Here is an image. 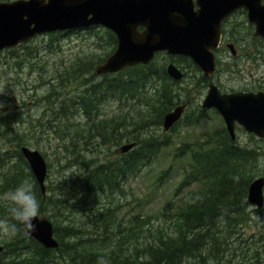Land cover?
Here are the masks:
<instances>
[{
	"label": "trees",
	"instance_id": "obj_1",
	"mask_svg": "<svg viewBox=\"0 0 264 264\" xmlns=\"http://www.w3.org/2000/svg\"><path fill=\"white\" fill-rule=\"evenodd\" d=\"M229 29L228 38L232 42L244 40L250 43V49L255 46L253 50L257 57H264V49H259L264 39L255 38L251 26L246 29L245 36L242 29L236 25ZM104 31L110 40L112 50L104 57L98 58V61L79 63L74 69V73L78 74L75 78L77 79L79 74L91 77L81 82V94H76L73 99L65 102L72 101L77 111L86 117L89 125V129L85 126L86 132L96 136L100 146L110 143L119 145L127 140L130 143L135 142L137 148L128 154H117V159L107 160L88 173L76 188L78 193L76 205H72L66 199L59 203L61 209H66L67 203L80 213H92L95 216V223H99L96 229H101L103 233L99 234L96 242L88 240L87 245L81 236L82 228L61 227L56 216L50 211V207L54 205L52 198L42 195L29 165L20 152L25 143L19 140L14 145L16 157L13 156V151L2 150L5 146L2 141L6 140L4 137L13 131L16 132L14 128L20 122L13 116L0 125V142L4 145L0 144V170H6L2 176L4 180L2 188L12 189L24 180L33 185L41 204L39 215L47 216L50 221L54 219L51 222L60 248L58 251L45 249L27 235L23 226H18L17 234L3 244L4 247L7 246L4 254L2 253L5 255L7 251L5 255L7 260L2 259L3 255L0 256V264H97V259L101 256L108 258L110 264H231L239 258L241 261L239 260L238 264H261L264 257V233L248 235L241 232L244 231L245 225L252 222V213L256 211L251 210L247 198L251 182L257 176L255 168L261 156V149L240 146L236 141H232L224 127L205 135L204 142L184 144L176 150L177 160L190 157L191 161L186 168L182 187L195 185L196 188L182 199L183 204L173 222V232L158 230L152 234V239L148 243L142 244L139 238L132 234L134 232L126 236L120 222L117 226L109 224V221L101 220L102 212H95L101 203L102 195H107L108 192L112 194L122 192L131 178L157 158L163 148H168L172 144L168 135L159 139L152 134L153 130L162 127L164 116L172 111L176 105L175 100L179 97L176 87L181 83L173 81L168 76V63H175L184 68L183 70H190L195 74L194 92L200 94L210 83L189 59H168L164 55L157 56L148 66L129 68L117 75H106L102 81L94 83L95 65L105 62L117 46L115 36L107 30ZM219 66L228 69L220 63ZM69 75L72 76L73 73ZM55 89V86H52V90ZM51 95L46 99L54 96ZM110 100L119 102L120 105L128 102L142 104L146 108H135L129 111L127 116L101 117V110ZM188 102L190 109L193 97L189 94L184 104ZM64 103L59 115L65 116ZM189 109L185 119L186 125L191 123L197 125L208 114L198 106L193 121H189ZM180 124L181 122L172 131ZM13 158L17 161L12 160ZM0 208V212L6 218V206L2 205ZM134 220L137 221L138 218ZM141 222L138 220L131 229H137Z\"/></svg>",
	"mask_w": 264,
	"mask_h": 264
},
{
	"label": "rangeland",
	"instance_id": "obj_2",
	"mask_svg": "<svg viewBox=\"0 0 264 264\" xmlns=\"http://www.w3.org/2000/svg\"><path fill=\"white\" fill-rule=\"evenodd\" d=\"M232 25L242 29L244 36L246 29L250 26L247 15L242 12L236 14L228 26L231 27ZM234 43L237 46L238 57L233 59L231 54L226 52L225 58L227 59L220 61V64L228 67V69L225 70L224 67L219 66V70H222L218 72L213 81L223 93L245 92L247 90L250 92L264 91V57H257L253 50L255 46L250 49V43H244V40ZM109 44L110 40L104 29L96 28L71 32L62 36L57 34L40 36L19 49L0 55V125L13 116H16V120L20 121L16 127L14 125L16 132L13 131L8 137H4L7 141L4 150H10L14 153L16 150L14 145L18 140H21L25 141L24 146L39 150L42 153L48 164L46 193L48 196L46 195V197H54L52 199L54 205L50 207L51 214L56 216L57 220L59 219L58 222L61 227L82 228L81 236L87 245L89 244L88 240L96 242V238L103 231L96 229L99 223H95V216L92 213H80L78 209L72 206L76 205L74 204L78 194L76 188L86 178L87 166L90 163L100 165L106 163L107 160L117 159V154H121L120 149L130 142L125 140L119 145L110 143L106 146H100L96 136L86 132L85 126L89 129L86 117L77 111L72 101H65L73 99L76 94H81V82L91 77V75L79 74L76 79L75 75L78 74L74 73V69L81 61H98V58L104 57L108 51L112 50ZM263 44H257L260 45L259 49H264ZM249 53H253V55H249ZM164 56L169 59L165 54ZM96 67L97 64L95 69ZM185 72L186 78L180 86L176 87L179 97L176 98V105L173 109L178 106V103H185L186 96L189 94L193 97V105L189 109V121H193L198 106L201 107L207 95L208 87L204 88L200 94L194 92L195 74L190 70H185ZM70 73L73 75H69ZM102 79L103 77L95 76L94 83L100 82ZM52 86H55L56 89L52 90ZM50 95L53 97L46 99ZM62 103L65 105L66 117L59 115ZM135 108L145 109L146 107L131 102L120 105L119 102L115 103L110 100L101 110V117L127 116L129 111ZM207 112L206 118L197 125H191L192 123L186 125V113L176 130L169 133H164L163 127L153 130L152 134H155L159 139L168 135L172 141L171 146L163 148L157 158L145 165L138 175L131 178L122 192H115L114 194L108 192V195L100 197L102 198L100 199L101 204L98 205L99 207L96 208L95 212H103L104 217L102 216L101 220L109 221V224L115 226L120 222L124 234L129 236L130 233L134 232L132 234L138 237L142 244L148 243L152 239V234L158 230L163 229L168 233L174 231L172 230L173 222L177 211L183 204L182 199L192 189L196 188L195 185L182 187L186 168L191 161L190 157L177 160L175 157L176 150L184 144L204 142L206 140L205 135L222 127L225 128V123L217 112L214 110ZM236 132V142L240 146L261 149V156L256 163L255 171L258 177H264V142L255 136L253 138L239 126ZM0 144L2 143L0 142ZM13 156L16 157L17 154L14 153ZM13 159L16 160V158ZM84 169L86 170L84 171ZM3 173L4 171L0 170V189L2 192H6L10 189L2 188ZM1 190L0 194H2ZM63 199L72 203L71 206L66 204L67 210L61 209L59 206ZM2 205L5 204L0 202V206ZM98 209H101V212H98ZM251 210L255 209L251 207ZM105 214H108L109 218ZM72 215L74 216L72 217ZM38 216L47 218L44 215ZM1 218L3 219L5 216L0 212ZM135 218L142 222L137 229L132 230L131 227L138 221H135ZM61 222L63 223L61 224ZM241 232H246L248 235L264 233V211H254L252 222L245 225L244 231ZM8 240L9 236L0 232V244L2 243L0 246H4L3 244ZM3 257L5 258L4 255ZM6 260L7 258L4 259V261ZM239 260L240 258L231 264H238L237 262L241 261ZM261 264H264V257L261 259Z\"/></svg>",
	"mask_w": 264,
	"mask_h": 264
},
{
	"label": "water",
	"instance_id": "obj_3",
	"mask_svg": "<svg viewBox=\"0 0 264 264\" xmlns=\"http://www.w3.org/2000/svg\"><path fill=\"white\" fill-rule=\"evenodd\" d=\"M247 12L254 36L264 39L263 0H18L0 5V52L26 44L36 37L103 27L117 38L116 50L96 67V76L118 74L127 68L149 65L157 54L185 57L206 78L217 73L215 50L222 40V25L238 11ZM233 52L234 47L228 46ZM168 76L180 82L183 72L173 63ZM203 110H216L223 118L232 141L237 125L264 139V91L223 93L211 82L202 102ZM186 106L164 116L163 129L169 132L183 117ZM136 144L121 148L122 154ZM22 155L46 197L48 164L43 155L22 147ZM248 203L264 207V178H257L248 192ZM35 231H24L46 249L58 250L54 225L47 218L35 219ZM4 248L0 246V254Z\"/></svg>",
	"mask_w": 264,
	"mask_h": 264
},
{
	"label": "clouds",
	"instance_id": "obj_4",
	"mask_svg": "<svg viewBox=\"0 0 264 264\" xmlns=\"http://www.w3.org/2000/svg\"><path fill=\"white\" fill-rule=\"evenodd\" d=\"M0 202H3L7 209V217L0 219V232L7 236H15L18 226L35 231V219L40 213L41 204L33 185L28 180L0 194ZM97 264H110V260L101 256L98 257Z\"/></svg>",
	"mask_w": 264,
	"mask_h": 264
},
{
	"label": "bare ground",
	"instance_id": "obj_5",
	"mask_svg": "<svg viewBox=\"0 0 264 264\" xmlns=\"http://www.w3.org/2000/svg\"><path fill=\"white\" fill-rule=\"evenodd\" d=\"M0 58H1V57H0ZM10 61H12V60H10ZM1 63H2V62H1ZM9 63H10V62H9ZM5 64H6V63H5ZM9 67H10V66H9ZM18 70H19V69H18ZM10 72H11V71H10ZM12 73H13V71H12ZM21 75H22V74H21ZM51 114H52V113H51ZM52 118H53V117H52ZM57 118H58V117H57ZM53 119H54V118H53ZM53 119H52V120H53ZM46 120H47V119H46ZM41 121H42V120H41ZM1 123H3V122H1ZM42 123H43V122H42ZM55 123H56V122H55ZM45 124H46V123H45ZM30 127H31V126H30ZM32 127H33V126H32ZM56 128H57V127H56ZM3 131H4V130H3ZM31 132H32V131H31ZM2 133H3V132H2ZM7 133H8V132H7ZM19 133H20V131H19ZM7 137H8V135H7ZM4 140H5V138H4ZM18 141H19V140H18ZM2 142H3V143H6L7 141L5 140V142H4V141H2ZM24 142H25V141H24ZM10 143H11V142H10ZM1 145H2V144H1ZM3 146H4V145H3ZM3 146H2V147H3ZM110 147H111V146H110ZM258 149H259V148H258ZM258 149H257V150H258ZM2 150H4V149H2ZM38 151H39V150H38ZM39 152H40V151H39ZM41 154H42V153H41ZM257 155H258V153H257ZM263 156H264V154H263ZM7 157H8V156H7ZM8 160H9V159H8ZM12 160H14V159H12ZM14 161H15V160H14ZM16 161H17V160H16ZM16 161H15V162H16ZM10 162H11V161H10ZM15 162H14V163H15ZM8 163H9V162H8ZM97 166H98V165H96V164H94V163H90V164L87 166V174H88V173H91V172H92ZM8 167H9V166H8ZM81 168H82V167H81ZM85 170H86V169H84V171H85ZM4 171H6V170H4ZM258 174H259V172H258ZM256 177H258V176H256ZM263 178H264V177H263ZM81 181H82V180H81ZM81 181H80V182H81ZM252 182H253V181H252ZM252 182H251V183H252ZM35 183H37V182H35ZM73 187H74V186H73ZM38 188H39V187H38ZM58 189H59V188H58ZM0 190H1V189H0ZM58 191H59V190H58ZM109 191H111V189H110ZM1 192H2V190H1ZM70 192H71V191H70ZM2 193H3V192H2ZM74 194H75V193H74ZM111 194H112V192H111ZM46 195H47V194H46ZM53 195H54V194H53ZM68 195H69V194H68ZM71 195H72V194H71ZM107 195H108V194H107ZM47 196H48V195H47ZM54 196H55V195H54ZM72 196H74V195H72ZM72 196H71V197H72ZM109 196H110V195H109ZM66 197H67V195H66ZM101 197H102V196H101ZM103 197H104V196H103ZM53 198H54V197H53ZM53 198H52V199H53ZM56 198H57V196H56ZM61 198H62V196H61ZM69 198H70V197H69ZM72 198H73V197H72ZM72 198H71V199H72ZM110 198H111V197H110ZM100 199H102V198H100ZM72 200H74V199H72ZM107 200H108V199H107ZM55 201H56V200H55ZM70 201H71V200H70ZM108 203H109V202H108ZM108 203H106V204H108ZM66 204H67V203H66ZM74 204H77V203H74ZM99 204H101V203H99ZM103 204H104V203H103ZM68 205H69V204H68ZM100 206H101V205H100ZM103 206H105V205H103ZM106 206H107V205H106ZM97 207H99V206H97ZM100 208H101V207H100ZM103 208H104V207H103ZM107 208H108V206H107ZM100 210H101V209H100ZM100 210L98 209V212H99ZM107 210H108V209H107ZM57 211H58V210H57ZM104 211H106V210H104ZM110 211H111V210H110ZM58 212H59V211H58ZM100 212H101V211H100ZM108 212H109V211H108ZM102 213H103V212H102ZM106 213H107V212H106ZM112 213H113V212H112ZM108 214H109V213H108ZM108 214H107V215H108ZM97 215H98V214H97ZM102 215H103V214H102ZM105 215H106V214H105ZM107 215H106V217H108ZM109 215H110V214H109ZM73 216H74V215H72V217H73ZM76 217H77V216H76ZM92 217H93V216H92ZM103 217H104V216H103ZM106 217H105V218H106ZM54 218H55V217H54ZM99 218H100V216H99ZM108 218H109V217H108ZM111 218H112V216H111ZM70 219H71V218H70ZM58 220H59V219H58ZM73 220H74V219H73ZM83 220H84V219H83ZM60 221H61V220H60ZM85 222H86V221H85ZM62 223H63V222H61V224H62ZM65 224H66V223H65ZM83 225H84V224H83ZM86 225H87V224H86ZM116 225H117V224H116ZM63 226H64V225H63ZM68 226H70V225H68ZM83 227H84V226H83ZM86 228H87V227H86ZM88 228H89V227H88ZM97 232H98V231H97ZM99 232H100V231H99ZM112 232L114 233V231H112ZM56 234H57V233H56ZM60 234H61V233H60ZM95 234H96V232H95ZM5 236H6V235H5ZM56 236H57V235H56ZM98 237H99V235H98ZM5 238H6V237H5ZM9 238H10V236H9ZM57 238H58V237H57ZM6 240H7V238H6ZM57 240H58V239H57ZM4 242H5V241H4ZM4 242H3V243H4ZM9 242H10V241H9ZM58 242H59V241H58ZM7 244H8V243H7ZM59 244H60V242H59ZM0 245H2V243H1ZM6 247H7V246H6ZM6 247H5V249H6ZM7 250H8V249H7ZM57 251H58V250H57ZM3 254H4V253H3ZM6 254H7V251H6ZM6 254H5V255H6ZM5 255H4V256H5ZM1 256H2V255H1ZM5 257H6V256H5ZM3 258H4V257H3ZM3 258H2V259H3ZM12 264H13V263H12ZM16 264H17V263H16ZM18 264H19V263H18Z\"/></svg>",
	"mask_w": 264,
	"mask_h": 264
},
{
	"label": "flooded vegetation",
	"instance_id": "obj_6",
	"mask_svg": "<svg viewBox=\"0 0 264 264\" xmlns=\"http://www.w3.org/2000/svg\"><path fill=\"white\" fill-rule=\"evenodd\" d=\"M15 1H18V0H0V5L1 4H5V3H12V2H15ZM233 19H228L227 21H225L224 23H223V38H222V42H221V45H220V47H219V51L217 50L216 52H215V54H216V56H217V60L218 59H221V60H224V59H227V58H225V52H224V54H222V52H220V50L221 49H223L224 48V46H226L227 47V45L230 43L229 41H228V37H227V35H228V25H229V23L232 21ZM20 47H22V45L21 46H18L16 49H19ZM16 49H14V50H16ZM6 52H9V50H5V51H2L1 53H0V55H2V54H4V53H6ZM229 59V58H228Z\"/></svg>",
	"mask_w": 264,
	"mask_h": 264
}]
</instances>
